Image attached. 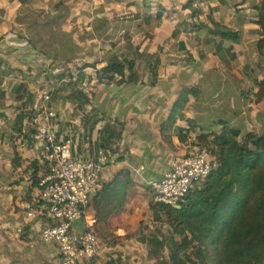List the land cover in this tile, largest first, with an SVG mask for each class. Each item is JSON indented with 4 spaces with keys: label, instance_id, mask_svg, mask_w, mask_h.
<instances>
[{
    "label": "crops",
    "instance_id": "0c3cea01",
    "mask_svg": "<svg viewBox=\"0 0 264 264\" xmlns=\"http://www.w3.org/2000/svg\"><path fill=\"white\" fill-rule=\"evenodd\" d=\"M186 1L87 0L95 6L93 15H87L80 9L79 0H0V264H59L56 244L38 239L43 215L29 218L22 206L24 202H41L40 180L47 164L42 146L26 136L32 126L31 113L23 118L18 116L14 90L18 83H24L35 96L50 91L59 82L58 74L68 68L75 70L86 62L100 67L109 57L123 58L137 46L146 54L163 45L155 83H151L148 61L143 58L137 62L138 77L134 83L93 81L88 88L93 94L89 95L92 100L89 107L93 106L104 119L91 137L82 135L78 117L72 119L70 102L53 100L56 129L62 137L72 140L73 151L83 157L96 156V141L106 120L116 118L125 123L115 152L110 149L111 158L102 168L99 187L120 168L130 169L136 184L129 190L124 208L110 217L107 224L95 226L97 235L103 227L101 231L112 232L118 242L115 246L103 245L106 238L99 234L101 252L92 264H107L117 255L121 264H156L148 255V239L156 228L165 233L170 228L164 219L156 221L152 215L150 183L161 178L169 164L186 152L177 135L172 136L170 146L160 129L182 84L194 83L198 88L197 94L188 95L184 108L186 117L197 124V131L218 129L219 119L243 130H261L264 110L257 107L252 116L246 113L238 92L239 82L221 64L214 48L204 43L209 33L199 27L191 31L188 24L199 20L209 23V8L218 5L213 17L240 31L239 44L249 43L246 44L249 53H244L241 65L238 58L239 69L245 63L251 64L250 55H254L252 49L258 39L253 30L258 25L240 18L236 8L243 4L228 8L217 0H195L202 12L192 19L189 9L183 8ZM251 11L255 14L253 8ZM148 15L151 19L145 23ZM176 26L180 31L170 38ZM189 55L194 59H188ZM230 77L236 82V93L234 102L226 105L218 96H225V88L234 84ZM222 105L228 110L235 106L236 116L231 119L222 116L219 109ZM185 126L184 120L176 122L179 129ZM146 205L150 211L144 209ZM94 220L93 207L88 204L76 227L81 230ZM107 238L111 240L108 235Z\"/></svg>",
    "mask_w": 264,
    "mask_h": 264
},
{
    "label": "trees",
    "instance_id": "16d2710c",
    "mask_svg": "<svg viewBox=\"0 0 264 264\" xmlns=\"http://www.w3.org/2000/svg\"><path fill=\"white\" fill-rule=\"evenodd\" d=\"M217 1L218 4L236 8L231 0ZM197 5L195 0H187L183 4V8L189 9L192 19L202 12ZM252 8L255 10L253 19L258 25L253 30L258 39L252 52L256 57L257 70L263 72L262 76H256V69L250 68L248 63L240 69L236 68L238 53L235 45L241 42L240 31L213 17V11L219 9L218 5L210 6L209 23L199 20L188 24L191 31L199 27L209 33L204 43L214 48L221 64L239 82L238 92L245 103L248 100L259 103L264 99V0H258L252 4ZM145 19V23H149L151 15ZM179 31L176 26L170 38ZM180 47L184 48V44L181 43ZM162 49L163 45H160L155 52L145 54L137 46L123 58L109 57L100 67L96 63L86 62L76 66L75 70L68 68L58 74L59 82L49 91L51 99L70 102L72 119L78 117L83 128L82 135L91 137L97 124L104 119L93 106L89 107L92 105L89 95L93 94L88 88L93 81L97 84L112 81L134 83L138 77L137 62L143 58L148 61L153 84L158 76L161 63L159 52ZM199 56L203 57V54L200 52ZM188 59L194 58L189 55ZM253 86L256 89L252 98H248L251 94L249 89H253ZM14 90L18 116L23 118L31 113L32 126H29L26 136L32 138L37 115L30 108L34 94L22 82ZM197 92L194 83L182 84L160 129L170 146H173L172 136L177 135L186 147L185 153L204 146L215 165L205 181L188 192L180 206L155 203L151 198L149 206L154 219H164L170 230L168 233L161 228L154 230L148 239V255L155 259L156 264H264V118L259 131L243 130L225 119L217 121L219 127L214 131H197V124H193V120L184 113L188 95ZM178 120H184L186 126L182 129L176 127ZM124 129V122L116 118L106 120L96 141V152L108 148L115 152ZM46 167L47 171L41 178L49 171L48 164ZM135 184V178L128 168L118 169L110 180L101 183L88 203L94 210L95 220L91 225L94 229L97 224H107L110 217L124 208L129 190ZM99 229V234L106 238L102 244L115 246L117 236L112 232H102L103 227ZM120 260L117 255L110 258L107 264H121Z\"/></svg>",
    "mask_w": 264,
    "mask_h": 264
},
{
    "label": "built area",
    "instance_id": "2783aa9c",
    "mask_svg": "<svg viewBox=\"0 0 264 264\" xmlns=\"http://www.w3.org/2000/svg\"><path fill=\"white\" fill-rule=\"evenodd\" d=\"M84 11L93 15V4L88 2ZM30 108L39 115L34 122L32 138L42 146L49 171L41 180V202H24V212L29 218L43 215L44 224L38 239L56 244L59 264H92L101 252V241L92 223L79 230L76 222L99 187L102 168L109 162L112 152L106 149L98 150L94 157L77 155L72 140L62 137L55 127V108L49 91L37 93ZM214 165L204 146L176 158L161 178L151 181L153 202L181 205L188 192L205 181Z\"/></svg>",
    "mask_w": 264,
    "mask_h": 264
},
{
    "label": "rangeland",
    "instance_id": "374dc122",
    "mask_svg": "<svg viewBox=\"0 0 264 264\" xmlns=\"http://www.w3.org/2000/svg\"><path fill=\"white\" fill-rule=\"evenodd\" d=\"M87 0H79V6H80V9L81 10H83L84 8H85V6H86V4L88 3V2H86ZM258 0H232V2H235V6H239L240 4H243L241 7H238V10H236V11H238V13H239V16H240V18H245V19H247V22H255L254 21V19H253V17H254V13L251 11V8H252V4H255L256 2H257ZM250 6V7H249ZM95 7V6H94ZM228 8H230V7H228ZM232 10H234L235 11V9H233V8H231ZM228 10V9H227ZM246 10H248V11H246ZM225 15V14H224ZM250 32V31H249ZM241 42H242V40H241ZM246 44H249V43H241V44H237L238 46L237 47H235V50L237 51V53H238V58H240L239 59V62H240V65L242 64V62H243V60H244V53H249V51H248V48H250V47H248ZM249 46H251V45H249ZM237 48V49H236ZM250 59H251V64H250V68H255L256 69V76H262L263 75V72H261V71H258L257 70V65H256V63H255V59H256V57L253 55V54H251L250 55ZM238 66H239V63H238ZM230 80H231V82H234V84L233 83H231V85H229V86H227L225 89H226V93H225V96H218V97H220L219 99H221V101L222 102H226V105H229V104H232V102H234V95H235V93H236V90L234 89L235 88V84H236V82L234 81V80H232V78L230 77ZM207 81H209L208 79H207ZM233 84V85H232ZM250 84H252V82L250 81ZM250 86V85H249ZM224 89V90H225ZM254 86H253V89H249L250 90V92H251V94L250 95H248V98H252V96H253V92H254ZM229 92V93H228ZM208 94H209V92H208ZM219 95V94H218ZM211 96L210 95H208L207 96V98L209 99ZM224 97V98H223ZM248 102L249 103H245L244 102V104H243V108H244V110H246V113L247 114H249V116H252L251 115V112L253 111V110H255V109H257V107L258 108H260V109H262V110H264V99L261 101V103L262 104H260V102H259V104L258 103H256V102H253V101H250V100H248ZM252 102V104H250ZM220 106H218V108H219ZM220 110H222L223 112H222V116H224V115H227V117L229 118V119H231V118H234L235 116H236V114H234V111H238V109L234 106V107H231L229 110L225 107V106H223L222 105V107L221 108H219ZM234 110V111H233ZM217 111V110H216ZM251 121L253 122V120H252V118H251ZM144 209L145 210H149L148 209V206L146 205V206H144ZM150 211V210H149Z\"/></svg>",
    "mask_w": 264,
    "mask_h": 264
},
{
    "label": "water",
    "instance_id": "95a60500",
    "mask_svg": "<svg viewBox=\"0 0 264 264\" xmlns=\"http://www.w3.org/2000/svg\"><path fill=\"white\" fill-rule=\"evenodd\" d=\"M176 206H180V205H176Z\"/></svg>",
    "mask_w": 264,
    "mask_h": 264
}]
</instances>
